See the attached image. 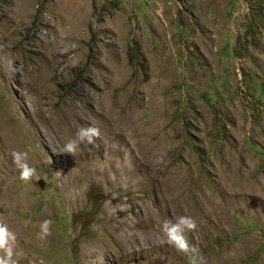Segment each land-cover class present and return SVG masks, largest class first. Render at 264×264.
Returning a JSON list of instances; mask_svg holds the SVG:
<instances>
[{
    "label": "rangeland",
    "instance_id": "rangeland-1",
    "mask_svg": "<svg viewBox=\"0 0 264 264\" xmlns=\"http://www.w3.org/2000/svg\"><path fill=\"white\" fill-rule=\"evenodd\" d=\"M88 125L94 144L61 154ZM183 215L206 264H264V0H0V223L19 264H187L161 230Z\"/></svg>",
    "mask_w": 264,
    "mask_h": 264
},
{
    "label": "clouds",
    "instance_id": "clouds-1",
    "mask_svg": "<svg viewBox=\"0 0 264 264\" xmlns=\"http://www.w3.org/2000/svg\"><path fill=\"white\" fill-rule=\"evenodd\" d=\"M101 131L94 125L79 127L76 131L75 138H70L64 145L61 154H68L75 158L80 145L87 143L94 144L95 140L99 138ZM11 158L19 170L20 179L28 181L32 179L39 180L36 168L28 163V151L13 150ZM53 221L50 219L44 220L40 225L39 239L46 240L52 234ZM198 225L196 220L191 216H180L175 221L165 220L161 226V230L166 237V243L175 249L178 254L183 255L187 264H206L202 253L198 247L190 243L188 234L194 232ZM18 239L14 231L9 227L0 223V264H19V258L22 252L17 251Z\"/></svg>",
    "mask_w": 264,
    "mask_h": 264
},
{
    "label": "trees",
    "instance_id": "trees-1",
    "mask_svg": "<svg viewBox=\"0 0 264 264\" xmlns=\"http://www.w3.org/2000/svg\"><path fill=\"white\" fill-rule=\"evenodd\" d=\"M137 44L134 42L133 45L131 47L128 48V51H127V55H128V62L129 63H132L133 59H137V57H139V61L141 63H144L145 60L144 58H142V56L139 54V55H136V53L138 54V50H137Z\"/></svg>",
    "mask_w": 264,
    "mask_h": 264
}]
</instances>
